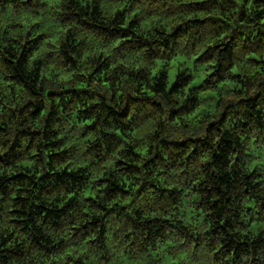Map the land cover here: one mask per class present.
<instances>
[{"label":"clouds","instance_id":"1","mask_svg":"<svg viewBox=\"0 0 264 264\" xmlns=\"http://www.w3.org/2000/svg\"><path fill=\"white\" fill-rule=\"evenodd\" d=\"M0 264H264V0H0Z\"/></svg>","mask_w":264,"mask_h":264}]
</instances>
